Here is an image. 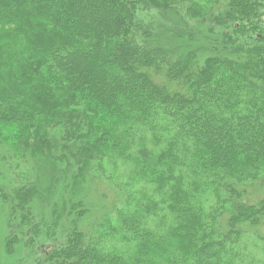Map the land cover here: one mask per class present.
Returning a JSON list of instances; mask_svg holds the SVG:
<instances>
[{"label": "trees", "instance_id": "obj_1", "mask_svg": "<svg viewBox=\"0 0 264 264\" xmlns=\"http://www.w3.org/2000/svg\"><path fill=\"white\" fill-rule=\"evenodd\" d=\"M0 211L38 264H264V0H0Z\"/></svg>", "mask_w": 264, "mask_h": 264}, {"label": "rangeland", "instance_id": "obj_2", "mask_svg": "<svg viewBox=\"0 0 264 264\" xmlns=\"http://www.w3.org/2000/svg\"><path fill=\"white\" fill-rule=\"evenodd\" d=\"M150 15L151 16L148 17V19L145 18V20L147 22L152 21L154 24H156L157 21H160V19L158 17L159 14H157L156 12L153 11ZM33 170L34 169L29 170V168L26 169L24 167L20 170V172L27 171L25 173V176H28L29 174L34 172ZM36 170L38 171V176L41 175L42 179H40V180L43 183L42 186H44V183L46 182V179H47V174L39 171L38 169H36ZM42 175H45V177H42ZM12 177H13V175L9 176L8 174H6L5 176H2L1 178L4 182L9 181V183L11 185V178ZM107 190H108V188L105 189V186L102 183H99L98 180H95L94 183L91 185V187H90V200L93 204H95L97 206V209L99 208V210L96 209V212H94L91 217H89L88 219H85L82 222L83 224H89L93 219L95 220L96 218H99V214L102 211L103 205H107V202H108ZM102 192L105 194L106 197H104L102 195ZM98 195L101 196V199L98 198ZM108 195H110V192L108 193ZM63 200H64L63 196L60 195L58 192H56L53 201L50 203V205H51L50 209H51V207L60 209ZM41 208L43 209L44 212H39L38 207H36L35 208V210H36L35 215L37 216L38 221L40 220V221H42V223H45L44 220H42V219H44V217H45V219H50L51 216L46 215L44 208L43 207H41ZM47 214H49V213H47ZM2 219L4 220V215L0 211V263H3L5 260L9 261V262H14L17 258H20L22 264H38V262H40V259H42L45 252L48 250L49 244L46 242H41V241L36 240V244H34V246L31 249H29L28 252H24V251L21 252L20 251L19 253H15V255H13V256H7L5 254L4 248H3V240H4V236L6 235V224L3 223ZM263 228H264V226H263ZM262 230H264V229H262ZM50 245H51V243H50Z\"/></svg>", "mask_w": 264, "mask_h": 264}]
</instances>
